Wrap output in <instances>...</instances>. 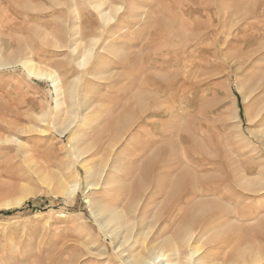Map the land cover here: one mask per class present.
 <instances>
[{
    "label": "rangeland",
    "instance_id": "rangeland-1",
    "mask_svg": "<svg viewBox=\"0 0 264 264\" xmlns=\"http://www.w3.org/2000/svg\"><path fill=\"white\" fill-rule=\"evenodd\" d=\"M95 208L150 228L124 251ZM146 241L264 264V0H0V264Z\"/></svg>",
    "mask_w": 264,
    "mask_h": 264
},
{
    "label": "bare ground",
    "instance_id": "bare-ground-1",
    "mask_svg": "<svg viewBox=\"0 0 264 264\" xmlns=\"http://www.w3.org/2000/svg\"><path fill=\"white\" fill-rule=\"evenodd\" d=\"M24 65L28 68V71L30 74H33V75H37L39 77H51L52 75L49 74L47 71H44V70H41V69H38L36 68V66H33L31 65L30 63L28 62H25ZM51 75V76H50ZM54 83H56L57 81L54 79L53 80ZM56 90L58 89L57 87V83H56V86H55ZM80 102V101H79ZM92 109V107H90ZM80 109V108H79ZM87 112H90L87 110ZM78 114V113H77ZM82 114V113H81ZM86 114V113H84ZM87 115V114H86ZM85 115V116H86ZM75 116V115H74ZM83 116V114H82ZM77 117L81 118L80 115ZM71 120L73 119L70 118ZM81 120V119H80ZM74 121V120H73ZM72 121V122H73ZM71 121L70 123L73 124ZM75 122V121H74ZM67 128H68V125H67ZM64 133V131L62 132ZM73 139V138H72ZM77 149V148H76ZM103 183V182H102ZM93 186V185H99V184H88V186ZM102 185V184H101ZM77 188H78V184H75L73 186H70L67 188V195L71 196L72 195L74 196V194L76 193L77 191ZM90 204H91V201H90ZM93 207V206H92ZM99 208V207H97ZM208 208V207H207ZM96 209V208H95ZM93 210L94 212V215L96 216L97 218V222L99 223L98 225L101 226V228L103 229H107L110 234L113 236V237H117L118 236L120 238L119 239V242H118V245H119V248H127V246L129 245L128 243L130 242V240L132 238H134L136 235H138L140 237V235H142V233L144 234V231L147 230V228L150 226H148L146 228V226H138L137 229H136V226H128L129 223H132L130 220H127L126 217H125V214L124 212L121 210V209H118V208H109V209H105V210H101L100 209H96V210ZM203 209V207L201 208ZM197 210V209H196ZM195 214L197 212H194ZM193 217V216H192ZM193 219V218H192ZM193 221V220H191ZM188 222V221H187ZM190 222V221H189ZM188 222V223H189ZM156 223V222H154ZM191 223V222H190ZM157 224V223H156ZM192 224V223H191ZM130 225V224H129ZM152 225V224H150ZM155 225V224H154ZM99 226V227H100ZM123 226H126V228L121 232L120 231V228L123 227ZM156 226V225H155ZM154 226V227H155ZM153 227V226H152ZM151 227V228H152ZM153 227V228H154ZM120 231V232H119ZM152 231V230H151ZM161 231V230H160ZM108 232V233H109ZM152 233V232H151ZM150 233V234H151ZM159 233V231H158ZM157 233V234H158ZM148 235V234H147ZM144 236V235H143ZM150 236V235H148ZM152 237V236H151ZM155 237V236H154ZM116 239V238H115ZM147 240V239H146ZM149 240V239H148ZM190 240V239H189ZM162 241V240H161ZM159 241V243L161 242ZM137 242V241H136ZM145 242V241H144ZM147 243V241H146ZM190 243V242H189ZM117 245V246H118ZM166 245V244H165ZM191 245V244H190ZM169 246V245H167ZM166 247V246H165ZM167 248V247H166ZM166 248H162V247H158V245L153 244V243H147L146 245L143 244L142 248L140 250H137L136 252H133L130 256H129V260L127 261L129 264H176L174 262H169L168 260V255L166 254V251L165 249ZM192 248V247H191ZM167 250V249H166ZM124 251H127L126 249ZM124 251H122L120 253V255H123ZM169 251V249L167 250ZM198 251V249L196 250L195 248L191 251V253L189 255H187V258L186 259H189L188 262H186L185 264H201L199 262V259L195 258V254L196 252ZM119 254V253H118ZM177 254V253H176ZM178 255V254H177ZM238 256L236 255L235 258H237ZM240 258V257H239ZM124 260V259H123ZM236 261V260H235ZM234 261V262H235ZM233 262V261H232ZM216 264V263H215ZM219 264V263H218ZM248 264V263H247Z\"/></svg>",
    "mask_w": 264,
    "mask_h": 264
},
{
    "label": "trees",
    "instance_id": "trees-1",
    "mask_svg": "<svg viewBox=\"0 0 264 264\" xmlns=\"http://www.w3.org/2000/svg\"><path fill=\"white\" fill-rule=\"evenodd\" d=\"M1 213L10 214V213H12V212H11V211H9V212H5V211H4V212H1Z\"/></svg>",
    "mask_w": 264,
    "mask_h": 264
}]
</instances>
